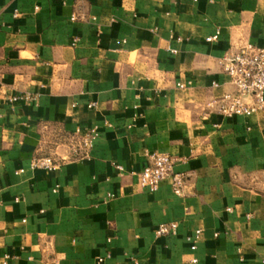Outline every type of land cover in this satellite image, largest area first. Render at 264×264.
Returning a JSON list of instances; mask_svg holds the SVG:
<instances>
[{
    "label": "crops",
    "instance_id": "0c3cea01",
    "mask_svg": "<svg viewBox=\"0 0 264 264\" xmlns=\"http://www.w3.org/2000/svg\"><path fill=\"white\" fill-rule=\"evenodd\" d=\"M245 42L264 48V0H0V264H262L264 109L213 104ZM154 151L181 196L139 186ZM44 155L55 170L30 167Z\"/></svg>",
    "mask_w": 264,
    "mask_h": 264
},
{
    "label": "built area",
    "instance_id": "2783aa9c",
    "mask_svg": "<svg viewBox=\"0 0 264 264\" xmlns=\"http://www.w3.org/2000/svg\"><path fill=\"white\" fill-rule=\"evenodd\" d=\"M16 15V13H14ZM74 19V17H71ZM213 37H208L211 40ZM175 52V50H172ZM220 69L229 79L233 86L232 91H225L222 95L213 101L216 105V111L224 116L244 115L250 116L264 109V48L251 42H245L235 51L225 54L219 61ZM183 87L182 84H178ZM212 86L217 87L218 83L213 81ZM27 94H20L11 97V101L30 99ZM93 103L88 104V107ZM78 141L73 143L71 156L76 158L88 157V150L92 147L96 137L94 130H76ZM177 158L161 152H151L147 154V161L140 171L136 173L138 184L141 188L150 192L158 189L162 181L169 179L170 186L174 194L181 196L186 180L183 172L174 171V164ZM58 166L57 161L52 155H44L32 158L30 161L31 168H43L55 170ZM121 169L120 166H118ZM177 222H161L155 228L157 236L173 235L177 230ZM201 234V229H196L192 236L187 240L191 241L190 249H195V243ZM217 236V233H214ZM263 256L260 261L264 264ZM108 256V254H107ZM8 255H4L2 263H6ZM103 256H97L91 264H102ZM131 264H140L138 259L130 256ZM196 258H191L195 263ZM47 264H64L59 258L51 259Z\"/></svg>",
    "mask_w": 264,
    "mask_h": 264
}]
</instances>
